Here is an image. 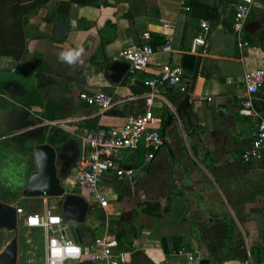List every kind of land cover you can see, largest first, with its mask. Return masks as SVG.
Masks as SVG:
<instances>
[{
    "label": "crops",
    "instance_id": "1",
    "mask_svg": "<svg viewBox=\"0 0 264 264\" xmlns=\"http://www.w3.org/2000/svg\"><path fill=\"white\" fill-rule=\"evenodd\" d=\"M23 3L24 52L20 58L0 54V200L16 207L22 200L43 199L23 196L37 167L32 155L16 160L15 146L29 147L28 139L36 134L38 143H50L51 134H67V141L52 145L63 148L58 174L69 176L84 151L72 132L92 120L122 126L129 114L146 108L145 81L169 63L184 69L190 90L164 87L154 97L152 108L161 119L156 129L166 144L151 161L145 147L124 152V164L134 174L122 192L114 179L123 182L129 176H103L108 207L94 202L87 190L86 196L76 193L91 204L79 225L83 243L114 235L128 264H187L190 257L199 264H264V158L243 161L256 120L239 113L245 72L264 68V0L254 1L242 37L233 25L234 0ZM163 17L173 20L174 27L164 29ZM203 21L210 24L206 33ZM145 32L151 39L144 38ZM203 33L204 47L196 44ZM164 39L170 40L172 51H158L144 72L131 76L126 68L110 70L125 48L150 43L159 49ZM69 52L78 53L72 62L63 58ZM199 56L200 72L191 91ZM81 92L107 93L117 103L102 110L83 102ZM253 105L264 117V84ZM71 115L77 116V124ZM11 175L24 176L10 185L5 179ZM48 200H56L58 207L50 206L63 215V198ZM150 204L155 212L147 211H153ZM8 236V230L0 229V252Z\"/></svg>",
    "mask_w": 264,
    "mask_h": 264
},
{
    "label": "built area",
    "instance_id": "2",
    "mask_svg": "<svg viewBox=\"0 0 264 264\" xmlns=\"http://www.w3.org/2000/svg\"><path fill=\"white\" fill-rule=\"evenodd\" d=\"M254 1L234 0L233 25L241 37L253 10ZM161 24L166 30L174 27V21L165 17L161 18ZM202 28L205 33L208 32L210 30L209 22L203 21ZM205 33L197 37V45L203 47L206 45ZM143 36L147 40L151 39L149 32H145ZM244 44L248 45L249 43L245 41ZM158 51L170 53L172 51L170 40L164 39L159 49L150 43L125 48L114 57V60L125 61L128 64L129 75L135 76L148 68L151 58ZM243 81L244 93L239 100V113L256 120L251 143L242 152L243 161L250 162L264 158V117L256 111L253 105L255 95L264 84V68L246 71ZM145 84L149 89L145 97L146 108L129 114L122 126L89 127L84 125L79 131L72 132L83 142L84 151L65 183L72 188L86 189L91 199L102 208L109 205V196L101 190L103 176L113 172L122 179L134 174V170L124 164V152H134L145 147L147 160L151 161L166 144L156 129V126L161 122L152 108L156 93L164 87L178 89L181 93H188L190 90V85L185 79L184 69L181 66H171L169 63H164L158 74L147 79ZM79 97L87 105L102 110L111 109L117 103L113 95L103 92H81ZM51 123L61 125V122ZM42 200L40 211L28 212L22 207H17V214L23 216L26 227L44 231L45 264H77V262L86 261L91 264H128L126 254L118 252L119 240L117 237L104 234L97 236L90 243L82 244L72 236L70 225L66 223L64 216L50 206L48 197H43ZM184 252L185 250L182 248L180 253ZM187 264H199L198 258L190 257Z\"/></svg>",
    "mask_w": 264,
    "mask_h": 264
},
{
    "label": "water",
    "instance_id": "3",
    "mask_svg": "<svg viewBox=\"0 0 264 264\" xmlns=\"http://www.w3.org/2000/svg\"><path fill=\"white\" fill-rule=\"evenodd\" d=\"M202 57L197 59L193 74L191 91H193L201 67ZM128 69V64L116 61L110 70L120 71ZM34 160L37 169L32 171L26 187L24 197H61L63 216L70 225V232L76 241L83 243L80 224L86 221L91 209L89 201L76 193L67 192L58 174L57 151L50 143H40L34 148ZM18 228L17 208L0 200V229L14 231ZM18 237L13 238L0 252V264H18Z\"/></svg>",
    "mask_w": 264,
    "mask_h": 264
},
{
    "label": "rangeland",
    "instance_id": "4",
    "mask_svg": "<svg viewBox=\"0 0 264 264\" xmlns=\"http://www.w3.org/2000/svg\"><path fill=\"white\" fill-rule=\"evenodd\" d=\"M70 118H73L76 120L77 116L71 115L69 116ZM78 121V120H77ZM77 121L75 124H77ZM39 134L34 135L33 137L29 138L28 141L29 142V147H25L23 145H19V146H15L17 153H16V160L17 159H21L22 157H26V155H32V157L34 158V148L40 144L38 143V139ZM56 151H57V161H59V163L62 162V154H63V148L62 146L57 147L54 146ZM27 149H29L28 153ZM165 151H167V148L162 149L161 153H164ZM21 153V154H20ZM26 154V155H25ZM162 155V154H161ZM159 159V157H158ZM24 168V166L22 167ZM13 176V177H12ZM24 175H11L10 179L7 180L5 179V181L7 183H10L14 180L16 181V178L21 179V177H23ZM7 177L9 178V175H7ZM59 177L62 180L63 185H65L67 192L69 193H81V194H87L86 189L84 188H72L70 185H67L65 183V181L68 178V175H59ZM12 180V181H11ZM131 177H127L123 180V182H121L118 179H114L113 185L116 188V190H120L122 192L123 189H125L126 185L128 183H130L131 181ZM128 189V188H126ZM86 196V195H85ZM22 204H19V206L16 204V207H22L24 208V210L29 211H33V212H37L39 210L42 209V203L43 200L41 199H35V200H22L21 202ZM58 207V202L56 200H51L49 202V204L51 206ZM132 217V216H131ZM99 220V219H97ZM96 236V235H95ZM15 237H18V244H19V254H18V264H44V260H45V233L43 230L41 229H30L28 227H26L24 225V222L22 220V218L20 219L19 217V221H18V228L14 231H9V236H8V242L7 244ZM6 244V245H7Z\"/></svg>",
    "mask_w": 264,
    "mask_h": 264
},
{
    "label": "trees",
    "instance_id": "5",
    "mask_svg": "<svg viewBox=\"0 0 264 264\" xmlns=\"http://www.w3.org/2000/svg\"><path fill=\"white\" fill-rule=\"evenodd\" d=\"M25 0H0V54L12 55L20 58L23 54L24 31L23 24L26 21L27 6L23 3ZM74 3L94 4L97 0H71ZM52 119L53 116H48ZM84 125L89 127L98 126L96 120L86 121ZM68 140V135L62 136L52 135L48 141L53 145H61ZM25 144L26 140L22 141ZM155 212V205L150 204ZM157 214L159 211L156 212Z\"/></svg>",
    "mask_w": 264,
    "mask_h": 264
},
{
    "label": "clouds",
    "instance_id": "6",
    "mask_svg": "<svg viewBox=\"0 0 264 264\" xmlns=\"http://www.w3.org/2000/svg\"><path fill=\"white\" fill-rule=\"evenodd\" d=\"M75 55H78V53H76ZM75 55L69 52V53L63 54V58L69 62H72L75 58Z\"/></svg>",
    "mask_w": 264,
    "mask_h": 264
}]
</instances>
